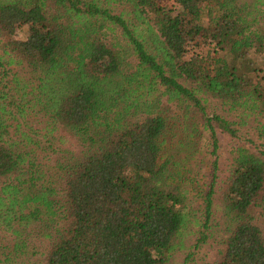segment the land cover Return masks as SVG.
Here are the masks:
<instances>
[{"label": "trees", "instance_id": "obj_1", "mask_svg": "<svg viewBox=\"0 0 264 264\" xmlns=\"http://www.w3.org/2000/svg\"><path fill=\"white\" fill-rule=\"evenodd\" d=\"M263 4L0 0V264H264Z\"/></svg>", "mask_w": 264, "mask_h": 264}, {"label": "rangeland", "instance_id": "obj_2", "mask_svg": "<svg viewBox=\"0 0 264 264\" xmlns=\"http://www.w3.org/2000/svg\"><path fill=\"white\" fill-rule=\"evenodd\" d=\"M258 10H259V14L261 18L264 21V4L258 6ZM184 108L185 107L183 106H176L172 104H167L165 102L163 103V111L165 112V116L169 118V120L175 124V128L173 129V138H176V139H179L183 136V134L180 132V129L178 127L180 123L186 121L187 124H191V123H195V121L197 122L198 120V118H195L193 113H188L186 117H183V114H186L190 110L189 109L188 111H186ZM207 111L210 114H213V113L221 114L222 116H224L230 121L235 120V117L232 115H229L222 106H218L213 102L209 104V109ZM247 122H248V125L250 126L252 119H248ZM176 127L178 128L176 129ZM243 130L247 131L244 128ZM200 137H201V143H200L201 152L200 154H198V156H196L195 160L190 161L188 163L187 167L189 169V172H190L189 177L191 179H195V181L203 182L209 179L210 174H211L210 168H209V162H210L211 157L208 154V151H210V149L208 148V141H207L206 134L204 132L202 134L201 132ZM218 139H219V148L217 150V159L219 163L218 179L220 180L231 158L234 156V152L237 148V145H235V143L229 137L221 133H218ZM0 184H1V180H0ZM194 204H195V201L191 200V207H194ZM259 222L264 232V223H263L264 218L260 219ZM218 239L219 240L221 239L219 235H217L215 237V240H212L210 244H208L206 247H204L201 250L202 254L199 253L198 255L194 257V264H202L201 262L202 258L203 260H207L209 257H211L214 254L215 252L214 250H216L214 248L217 245L216 241H218ZM202 255L203 257H200ZM182 257L183 256H180V258Z\"/></svg>", "mask_w": 264, "mask_h": 264}]
</instances>
